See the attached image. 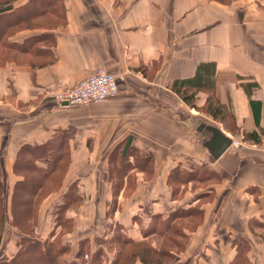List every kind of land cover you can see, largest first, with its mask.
I'll return each instance as SVG.
<instances>
[{"label":"crops","instance_id":"1","mask_svg":"<svg viewBox=\"0 0 264 264\" xmlns=\"http://www.w3.org/2000/svg\"><path fill=\"white\" fill-rule=\"evenodd\" d=\"M27 1L15 0L13 5ZM40 3L52 6L51 13L32 19L28 15V26L10 37L17 43L28 38V63H0V168L7 205L16 182L25 177L16 169L19 152L61 138L59 146L70 152L69 166L60 186L40 203L35 230L40 238L48 235L54 208L74 185L72 192L80 203L65 209V216L73 220L71 231L62 236L70 245L66 259L74 258L82 240L95 251L94 240L110 225H120L135 241L147 240L154 236L144 235L152 216L164 219L178 208L195 206L202 221L186 230L180 262L181 254L189 256L198 245L211 244L222 248L216 259L230 264L238 239H243L249 245L248 264H257L255 249L261 256L264 242L256 243L249 227L254 221L255 228H264V0ZM35 19L48 24L31 27ZM98 68L116 76L115 96L81 106L57 104L51 97ZM195 76L201 86L194 90L193 107L171 84ZM210 95L231 120L215 119L204 111ZM201 122L218 126L232 138L240 136L242 146L230 145L213 158L205 146L208 132L198 130ZM127 150L149 156L146 169L145 161L136 166ZM122 154L131 166L120 177L110 218L109 172ZM24 155L27 161L28 153ZM210 176L219 182L193 191L195 183L208 182ZM184 177L186 182H180ZM187 192L189 199L182 200ZM97 216L105 223L104 227L99 221L101 236L92 234ZM9 227L16 232L5 235L0 248L4 256L15 253L23 236ZM88 229L90 234H82ZM7 238L8 249L3 245Z\"/></svg>","mask_w":264,"mask_h":264},{"label":"trees","instance_id":"2","mask_svg":"<svg viewBox=\"0 0 264 264\" xmlns=\"http://www.w3.org/2000/svg\"><path fill=\"white\" fill-rule=\"evenodd\" d=\"M14 1L5 0L3 4L0 1V5H5L4 8H0V23L3 24V26L0 25V42L4 35L11 37L18 29H23L20 27H27L30 18L28 15L32 19L35 15L41 13H51L52 6L39 4L40 0H29L16 7L13 5ZM9 36L4 43L1 42L3 47L16 48L23 53L22 55H28V38L22 43H17L8 40ZM200 83L197 76L189 79H179L172 82L171 89L183 101L194 107V90L201 86ZM204 111L215 119L231 120L229 115L226 116L222 113L221 107L217 105L213 95H210L208 103L204 106ZM63 141L61 138H56L48 144L38 147L28 146L19 152L16 169L25 174V177L24 180L16 182L10 205H6L4 199L5 184L1 179L0 168V248L6 235L5 229L8 224V217L10 218L9 224L18 229L23 235L17 242V249L12 256L0 255V264H81L78 261L84 255L89 262L86 260L82 264H135L136 261L143 264H184L180 262L179 254L188 240L186 230H189L187 229L189 227L181 224L179 220L181 221L188 216H201V210L195 206L187 209L178 208L169 213L164 219L161 215L152 216L144 235L153 234L161 238L160 247H153L145 240H133L122 232L120 225L115 223L114 226H108V232H111V235L108 233L106 235L108 234L109 237L105 238L104 235V238L99 237L94 240L114 247L115 254L108 263L103 260L104 252L102 248L98 247L92 252L89 250V242L86 240L80 241L76 255L72 260H66V262L63 257L69 253L70 245L62 241V236L71 231L73 220L65 216V209L68 206H77L80 203V199L72 192L74 188V185H72L69 191L62 196V203L54 208L52 213L54 225L48 235L45 238H40L36 234L35 226L40 203L46 195L52 192L51 186H57L56 188L60 186L69 166L70 152L62 145L59 146L63 144ZM127 151L133 156L136 166H141V162L144 160L145 164L142 168L146 169L150 161L149 156L142 158L135 151ZM25 153H28L27 161H25ZM113 155L116 156V152ZM38 160L46 162V167L37 165L35 161ZM126 160L125 154H122L118 166L114 169L112 165L109 172L113 199L106 216L110 218L113 217L116 210L117 193L115 190L122 185L120 177L124 176L129 166H131V163H127ZM62 165H64L63 171L60 176H57ZM185 178H180L179 181L184 183L187 180ZM57 227H61V229L57 230ZM192 230L194 229L191 226L189 231ZM246 245H248L246 241L238 239L237 254L230 264H248L247 257L243 254V251L249 249V245L248 249ZM86 251L91 252V254L89 255ZM104 259L107 258L104 257Z\"/></svg>","mask_w":264,"mask_h":264},{"label":"rangeland","instance_id":"3","mask_svg":"<svg viewBox=\"0 0 264 264\" xmlns=\"http://www.w3.org/2000/svg\"><path fill=\"white\" fill-rule=\"evenodd\" d=\"M0 1H2V4H3V1H5V0H0ZM4 7H5V5H0V8H4ZM48 18H50L49 20L52 21L51 15ZM35 20H36L35 21L36 23H31L30 22L31 23L30 24L31 27H40L41 24H43V25L48 24L46 21H44L42 23L41 20H37V19H35ZM0 25L3 26L2 23H0ZM20 28H24V27H20ZM8 36L9 35H4L3 38L1 39V42L4 43L5 40H6V38ZM8 40H10V36H9V39ZM1 42H0V63L1 62H5V61L6 62L14 61V62H19V63H28V55H22L23 53L20 52V50L19 49H16V48L3 47V45H2ZM232 135L238 136L236 134H232ZM228 137L229 138H232L231 136H228ZM239 137L240 136H238V138H236V139L235 138H232L231 139L232 141H234L231 144V147L238 148V147H240V145L242 146V141L243 140H241ZM115 164L113 163V168L114 169L116 168V166H118L117 164H119V162H116ZM65 166H66V164H65ZM63 168H64V165L60 166V171H59V173H57L58 174L57 176H60V173L63 171ZM56 178H58V177H56ZM209 179H210V181H208V182H204L203 181L201 183H195L196 184L195 187L192 188V189H194L193 191H195V190H197L199 188H206L207 185H209V186H211V184H214L215 185V183H218L219 182V181L216 182V180H213V179H215V177H212V176H210ZM177 183H179V182H177ZM56 187L57 186H51L50 189L53 191V190L57 189ZM188 194H189V192H187L186 194H183V196L186 195V197H183L182 200H188L189 199L187 197ZM4 199H5V202H6V205H7V199H8V197H5ZM213 199H214V197H213ZM213 199L210 202H212ZM203 200H205V199H203ZM97 218H98V221L96 222L97 223V229L94 232H92V234L93 235H100L101 236V234L103 233V231L100 230L99 221H101L104 224V227H105V223H104L103 219H101L102 217L97 216ZM7 221H8V224L6 226L5 231L8 229L7 232H6V235H7V237H9L10 235L13 234V231L16 232V230H12L11 227H9V218L7 219ZM201 221H202V217L201 216H198V215L197 216H194V217L188 216L187 218H185V219H183L181 221L179 220V222L181 224L187 225V227H189L187 229H189V230H191V226L193 227V229H195L197 227V225ZM253 223L250 224V227H249L250 230L249 231H250L251 234H253L255 236V238H256V241L255 242L256 243H258V242L262 243V241L264 242V228H261L260 229L258 226H257L258 228H255L256 227V224H258V223L257 222L255 223L254 221H253ZM194 224H196V225L194 226ZM17 231L20 232L18 229H17ZM207 231L208 230L203 229V233H206ZM105 232H106V229H104V233ZM86 233L87 234H90L91 233V229H88V230H85L84 232H82V234H86ZM104 233H103L102 238H104ZM106 233H108V234L111 235V232H106ZM106 233H105V235H106ZM197 233L195 234L196 237H199L200 235H202V234H197ZM67 238H69L68 235L66 237V240H67ZM232 239L231 238H228V240H232ZM7 240H8V238L6 239L5 244H3V245H5L6 248L8 249V245H6V244H8L9 242ZM145 241L148 244H150L151 246L156 247V248L157 247H160V244H161V238H158L156 236L149 237ZM96 244L97 245L95 246V249L98 248V247L99 248H102V250L104 252L103 260L108 263L109 260H111L113 258V256H114V254H115L114 247L109 246L107 244H104L103 242H96ZM246 246H247V249H248V245H246ZM224 247H226V246H224ZM261 247L263 248L264 246H261ZM15 250H16V246H15L14 251ZM219 250L222 251V248L220 246H213L211 244L206 246L204 244H200V245H198L196 248H194L192 250V253L189 251V254H190L189 256L186 255V253H185V255H184V253H183V255L181 254V262H183L184 264H225L224 262H220V260L216 259L217 256H218L216 253H218ZM248 251H249V249H248ZM248 251H243L244 256L245 255L247 256ZM86 252H88V251H86ZM88 254L90 255L91 252H88ZM104 257L107 258V259L105 260ZM63 258H65V257H63ZM86 258L87 257H85V255H84L82 258L79 259L78 263H81V264L84 263L86 260H88ZM66 260H68V259L65 258V261ZM255 260H257V264H264V252H262V254L260 256L259 250L258 249H255ZM88 262H89V260H88Z\"/></svg>","mask_w":264,"mask_h":264},{"label":"built area","instance_id":"4","mask_svg":"<svg viewBox=\"0 0 264 264\" xmlns=\"http://www.w3.org/2000/svg\"><path fill=\"white\" fill-rule=\"evenodd\" d=\"M118 90L116 76L103 68H98L74 85L56 90L51 97L57 104L81 106L103 102L115 96Z\"/></svg>","mask_w":264,"mask_h":264},{"label":"water","instance_id":"5","mask_svg":"<svg viewBox=\"0 0 264 264\" xmlns=\"http://www.w3.org/2000/svg\"><path fill=\"white\" fill-rule=\"evenodd\" d=\"M198 130H205L208 132L209 137L205 146L213 158H218L233 142L231 138L226 136L216 125L201 122Z\"/></svg>","mask_w":264,"mask_h":264}]
</instances>
